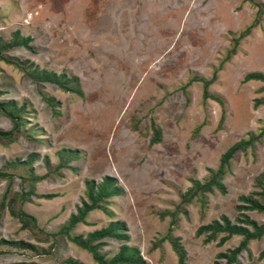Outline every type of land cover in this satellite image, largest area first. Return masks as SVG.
Listing matches in <instances>:
<instances>
[{"label":"rangeland","instance_id":"374dc122","mask_svg":"<svg viewBox=\"0 0 264 264\" xmlns=\"http://www.w3.org/2000/svg\"><path fill=\"white\" fill-rule=\"evenodd\" d=\"M253 1L263 6L257 22L258 9L249 0H0V38L8 41L16 31L31 38L30 50L16 47L6 56L75 76L81 91L78 96L35 83L0 61V100L25 104L30 134L0 143V170L13 176L10 192L17 193L27 168L12 162L35 154L32 171L43 177L35 193L56 195L22 205L37 228H21L8 208L0 217V240L23 241L50 254L2 244L0 264H62L67 258L96 264L64 236L47 235L75 213L85 197L84 181L105 176L122 188L109 199L110 216L92 211L88 224H77L72 235L121 221L126 244L147 264H178L167 241L153 246L171 227L185 250L184 264H224L217 255L241 238L219 246L220 236L204 243L196 231L222 215L234 222L238 197L257 191L254 181L264 170V81H244L250 73L264 75V0ZM252 24L226 60L233 39ZM198 79H213L208 93L221 103L203 98ZM42 95L58 102L56 115ZM152 127L161 138L153 145ZM10 128L0 115V130ZM251 135L257 136L253 145L235 153L225 172V194L214 190L203 206L195 198L180 205L192 181L204 182L221 155ZM62 149L78 152L70 168L56 167ZM7 186L0 178V200ZM247 214L264 223V214ZM105 242L100 253L111 258L121 243ZM263 250L264 236L249 242L236 264H264L258 258Z\"/></svg>","mask_w":264,"mask_h":264},{"label":"trees","instance_id":"16d2710c","mask_svg":"<svg viewBox=\"0 0 264 264\" xmlns=\"http://www.w3.org/2000/svg\"><path fill=\"white\" fill-rule=\"evenodd\" d=\"M249 1L258 9L257 17L255 19L257 22L263 13V6L253 0ZM253 24L246 27L242 32H240L237 38L233 39V46L232 49L228 51L226 60L235 53L240 39L249 34ZM30 42V37H22L17 31L12 34L10 40L8 41L0 38V61L20 69L35 83H50L55 85L62 92L74 93L81 96L79 79L77 77H67L65 74H56L51 71L39 69L28 61H19L16 58H9L6 56V52L16 47H23L30 50ZM198 80L203 84V98H211L218 103H221L218 97L212 96L208 93V86L213 79ZM249 80L264 81V75L261 73H250L244 78V81ZM42 99L47 106L52 109L53 114L56 115L58 102L45 95H42ZM0 115L6 117L11 122V128L9 130H0V143H12L19 135L22 134L30 138V134L26 132L25 129V124L27 123V110L25 104L22 103L19 105L15 101L0 100ZM152 130L153 135L150 139L151 145L157 144L161 140L159 130L155 127H152ZM256 138L257 136L251 135L247 140L238 141L229 147L221 155L218 167L215 170H209V177L204 182H191V187H189L186 192L180 196V205L187 204L195 198L200 201L203 206L206 203L207 194H211L214 190H217L221 194H225L226 189L222 180L229 167L231 159L235 153L245 151L247 148L251 147ZM57 157V169L70 168L68 163L77 159L78 152L62 149L58 151ZM34 158L35 154H32L25 161L12 162V165L16 166L19 164L22 167L27 168V170L25 169V172L28 176L22 177L23 183L29 182V188L26 191L24 190L22 183L21 190L12 194L10 192V184L13 176L4 170H0V178L8 181L6 191L0 200V217L3 210L8 208L11 216L16 218L20 223L21 228L24 229H34L37 228V225L35 218L23 211L22 205L25 202H30L32 197L42 198L45 200H50L56 197L55 194L37 195L35 193V184L43 179V177L34 175L32 171L31 164ZM254 186L257 191L238 197V204L235 206L237 216L234 222L230 221L227 216L222 215L218 219L199 227L196 231V236L204 235V243L215 241L220 236L218 240L219 246L223 245L233 236L241 238L236 247L217 255L218 259L224 260V264H236L238 255L242 251H248L249 242L260 240L264 236V223H258L254 219H251L247 214L248 212L264 214V170L257 178H255ZM84 188L85 197L81 200L80 205L76 207L75 213L70 214L69 218L60 227L58 232L48 234L47 236L50 238H55L59 235L64 236L70 243L87 252L96 264H147L145 260H143L137 248L126 244L129 241V236L126 233L127 231L124 222L111 221L106 226L98 230L91 231L86 235H72V229L77 224H88L86 222V217L90 212L99 210L106 216H110V211L107 208L109 199L119 196L122 193V188L117 184L116 179L109 176L103 177L98 183L93 180H85ZM14 204H17L16 208L13 207ZM172 216H174V214H172ZM106 239H113L121 243L117 252L111 258H106L104 254L100 253V249L106 244ZM164 241H167L170 244L172 251L177 256L178 264H184L186 256L185 250L180 243V238L172 235L171 227L168 228L166 235L159 239L153 246H159ZM2 244L10 245L17 249L31 250L36 254H42V252L50 254V250H38L35 246L23 241L0 240V245ZM258 258L260 260L264 258V250L260 252ZM62 264L83 263L72 258H67L62 261Z\"/></svg>","mask_w":264,"mask_h":264}]
</instances>
